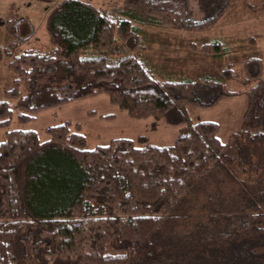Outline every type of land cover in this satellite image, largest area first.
Wrapping results in <instances>:
<instances>
[{"label": "trees", "instance_id": "16d2710c", "mask_svg": "<svg viewBox=\"0 0 264 264\" xmlns=\"http://www.w3.org/2000/svg\"><path fill=\"white\" fill-rule=\"evenodd\" d=\"M170 2L182 3L183 12L179 4L161 5ZM186 3L122 0L109 13L83 0H62L44 20L45 44L19 48L31 27L22 42L6 47L16 75L6 95L16 101L21 121L106 94L130 118H162L187 130L170 145L116 138L93 149L68 121L47 127L43 142L30 129L6 131L0 142V264H264L260 59L242 62L251 84L247 107L240 130L222 142L219 125L191 123L187 107L236 95L225 86L233 77L229 66L217 76L160 80L142 55L145 27L201 32L221 14L193 21ZM259 6L264 10V0ZM13 22L0 18L15 37ZM198 50L217 57L229 52L223 39ZM12 107L0 101V127L10 124Z\"/></svg>", "mask_w": 264, "mask_h": 264}, {"label": "rangeland", "instance_id": "374dc122", "mask_svg": "<svg viewBox=\"0 0 264 264\" xmlns=\"http://www.w3.org/2000/svg\"><path fill=\"white\" fill-rule=\"evenodd\" d=\"M61 1L0 0V18L13 19V23L18 24L15 37L8 33L5 26L0 25V45L7 41V45L0 47L2 54L0 101L8 100L13 105L10 124L0 127V142L4 139L6 131L14 129L33 130L38 140L43 142L48 137L45 133L47 127L66 121L78 125L79 131L85 138L87 149L106 145L116 138L129 139L137 145L145 141L153 145L165 146L172 144L177 137L183 135L187 130L185 125L172 126L162 118L156 117L130 118L126 112L112 104L106 94L68 101L59 107H48L37 112L34 119L28 121L18 119L19 111L14 106L16 101L6 95V92L13 87V79L16 75L8 66L11 56L7 53L9 50L5 52V49L9 44L22 42L23 35L31 32V27L34 28L33 34H30L31 38L21 43L19 48H36L45 44L48 36L44 28V20ZM83 1L100 11L109 13H114L116 8L122 6V0ZM171 2L161 5L171 8L179 4V11L183 12L182 3L175 2L176 5L171 6ZM203 2L207 7L202 12L200 11L202 8L197 4L202 7ZM259 3L260 0H245V3L243 0H187L185 12L192 11L193 21L216 16L220 11L221 14L208 30L201 32L184 31L170 25L144 28L143 47L146 45V49L142 55L159 70L160 80H179L187 76L191 78L202 75L217 76L226 66L233 71V77L225 82V86L229 90L236 91V95L220 98L210 106L187 107V116L191 123L200 121L217 123L219 125L217 136L222 142H226L232 134L240 130L247 107L251 84L244 78L243 60L249 57L260 59L261 75L264 77V10L260 8ZM219 39H223L229 49L224 57L212 55L210 50H202L203 52L198 50L203 44ZM19 92L22 96L26 94L23 89ZM201 101L206 102L204 98H201ZM107 115H111L112 118H105L104 116ZM223 188L229 192L233 190L232 185H225ZM237 193L241 192L237 191ZM239 254H243L242 251L235 253V256Z\"/></svg>", "mask_w": 264, "mask_h": 264}, {"label": "crops", "instance_id": "0c3cea01", "mask_svg": "<svg viewBox=\"0 0 264 264\" xmlns=\"http://www.w3.org/2000/svg\"><path fill=\"white\" fill-rule=\"evenodd\" d=\"M243 2L245 3V0H243ZM12 16H13V15H12ZM12 16H11V17H12ZM4 45H7V41L5 42V44H4V43L1 44L0 47H2V46H4Z\"/></svg>", "mask_w": 264, "mask_h": 264}]
</instances>
